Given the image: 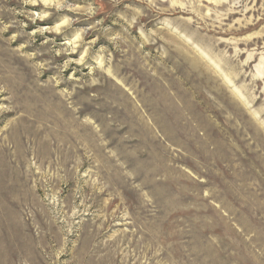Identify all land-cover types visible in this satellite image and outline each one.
Instances as JSON below:
<instances>
[{
	"label": "rangeland",
	"instance_id": "1",
	"mask_svg": "<svg viewBox=\"0 0 264 264\" xmlns=\"http://www.w3.org/2000/svg\"><path fill=\"white\" fill-rule=\"evenodd\" d=\"M0 264H264V0H0Z\"/></svg>",
	"mask_w": 264,
	"mask_h": 264
},
{
	"label": "bare ground",
	"instance_id": "2",
	"mask_svg": "<svg viewBox=\"0 0 264 264\" xmlns=\"http://www.w3.org/2000/svg\"><path fill=\"white\" fill-rule=\"evenodd\" d=\"M9 216H10V215H9ZM15 217H16V216H15ZM15 221H16V220H14V222H15ZM31 221H32V220H31ZM7 227H9V226H7ZM10 227H11V226H10ZM20 229H21V228H20ZM9 230H10V228H9ZM29 231H30V230H29ZM9 232H10V231H9ZM19 232H20V231H19ZM22 232L24 233L25 230H22ZM22 232H20V233H22ZM10 233H11V232H10ZM8 236H9V235H8ZM19 236H20V235H19ZM19 236H18V237H19ZM21 236H22V235H21ZM27 236H28V234H27ZM27 236H26V237H27ZM9 237L11 238V236H9ZM15 237H16V236H15ZM28 237H29V236H28ZM24 238H25V236H24ZM8 239H9V238H8ZM21 239H22V238H20V239L18 240V242H20ZM22 241H23V244H24V245L27 244V242H26L25 239H23ZM13 242H14V241H13ZM28 243H29V241H28ZM24 245H22V246H24ZM32 245H33V244H32Z\"/></svg>",
	"mask_w": 264,
	"mask_h": 264
}]
</instances>
